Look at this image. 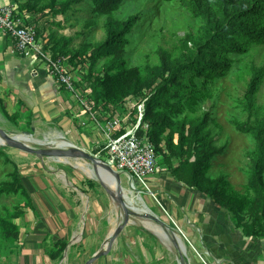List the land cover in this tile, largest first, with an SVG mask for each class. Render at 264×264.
Wrapping results in <instances>:
<instances>
[{
  "label": "rangeland",
  "instance_id": "obj_1",
  "mask_svg": "<svg viewBox=\"0 0 264 264\" xmlns=\"http://www.w3.org/2000/svg\"><path fill=\"white\" fill-rule=\"evenodd\" d=\"M8 1L10 2L0 0V7L9 3L20 5L27 0ZM49 1L40 0L39 6L43 8ZM45 12L48 13L49 8ZM37 14L38 12L31 13L30 19L34 20ZM137 14L141 16H139L134 32L129 35L130 42L124 51V58L127 60L130 76L137 72H144L147 63L153 66L160 65L161 58L157 52L160 48L168 49L172 53L173 60L187 55L188 50L185 45L188 44V47H192L189 42L190 35L201 34L204 27L200 20L194 19L178 2L123 0L120 8L114 12L116 18L121 20H126ZM106 20L107 16L96 14L89 3L74 7L66 15L53 17L51 14H47L39 18L35 24L41 30L40 40L42 44H44L52 29L59 36L72 40L70 44L72 53H80L77 59H74L71 63L69 62L71 56L62 58L60 54H57L61 57L52 58V52L50 50L46 51L53 61L61 59L62 68L67 76L66 79L74 82L75 92L63 85L60 75L57 71L52 70L51 63L47 60H36L47 68L44 67L48 76L55 79L58 85H62L71 92L70 98L80 106L75 108L78 113H74L72 110L66 111L64 118L71 119L69 124H72L70 126L65 123H63V126L50 124L49 122L36 123L33 117L27 113L22 100L13 97L11 92L8 93L7 86L0 85V98L3 100L4 106L2 108L0 105L1 128L13 134L14 131L18 133L30 132L34 127L37 136L41 139L52 135L53 130H58L80 147L89 148L92 153H95L96 150H93L92 146L93 143H97L95 140L99 139L97 135L101 134L102 130H100V125L93 122L88 113L90 104L88 103L87 106V102L92 90L86 78L91 72L94 73V77L101 71L102 65L106 61H100L92 69V45L105 39L104 24ZM50 21L55 22V24L51 25ZM254 66L257 68L264 67V46L255 48L247 56H244L233 67L227 77L217 79L214 82L203 83L205 86L204 91H201L199 95H188L184 103L174 106L167 122L168 127L160 140L158 151V164L160 167L158 172L161 176V179L158 180L164 182L165 179H171V182L167 183L165 187L161 182V189H164L161 190V194L163 196L167 195V198L164 197L163 200H166V204H171L170 210H166L174 222L161 206H158L160 214L150 207V198L158 203L157 198L160 199L159 191L154 190L151 185L148 188L137 186L142 192L141 196L145 199L146 205L168 225L165 230H167L170 238H174L173 233L182 237L190 258L189 264H264V237H247L242 228H237L235 232L232 231V227L236 225L239 219L251 224L258 221L260 217L258 209L260 206H255L257 194L249 185L252 175V155L255 151V141L251 135L237 132L232 125V120H247L248 114L241 100L245 96L248 84L252 79V68ZM127 99V102L117 100L115 105L108 104L107 107L110 112L105 111V117L107 118L105 120H108L109 117L115 118L118 116L128 118L129 125H134L137 119L134 110L135 101H139V99L136 97L133 99L128 97ZM103 106L104 104H102ZM255 107L264 108V82L257 95ZM97 112L94 115L98 114ZM201 118H205L207 123L204 133H208L209 136L206 141L209 143L212 141L211 145L217 149L225 148L223 153L217 155L214 159L200 163L198 181L202 185H213L219 181L218 192L221 203L234 208L229 218L206 194L190 188L173 176L175 168L184 169V166L188 164L187 162L190 165V163L197 160L198 154L204 153L201 146H190L189 144L196 128V122ZM182 127L186 137L185 146L182 153L174 154L168 148L167 137L171 130L175 131L173 145L177 149ZM48 162V158H41L16 148L0 146V188L14 183L16 176L22 178L29 172L41 171L46 172L56 185L63 187V182L60 180V176H63L72 182L74 189L87 190L84 192L85 194L95 196L96 194L93 193H100L99 196L102 195L105 198L108 196L113 205L112 211L110 210L111 215H113L111 220L119 222L117 213L120 210L116 208L115 203L99 181L87 177L74 166ZM163 176L166 178L164 179ZM121 177H124V175L122 174ZM64 187L70 189L68 186ZM16 188L17 193L8 194L5 192L0 196V246L5 241L2 221L16 216L28 204V199L23 195L22 190L18 189L17 185ZM86 204H90L89 198H86ZM162 205L165 206L164 203ZM177 211L180 213L177 214ZM175 223L184 235L178 232ZM139 224L141 225V223ZM152 233L154 234L153 231ZM155 236L157 238L155 242L158 243L157 247L159 248H154L155 254L150 256L147 254L148 259L142 260L134 259L133 254L128 257L130 259L122 256L120 264H179L178 252L175 246L166 242L157 234ZM95 237L91 238L92 241L83 240L85 245L86 241L91 244H88V248L91 246V253L100 246V240H95ZM152 238L151 236L150 238L144 236L147 246L153 244L154 239ZM170 245L171 247H168ZM82 251L84 252V250ZM158 251L163 254L160 253L159 256H156ZM149 252L151 251L149 250ZM69 253L65 264H71L72 254L69 256ZM63 260L64 256L58 264H61ZM88 260L89 258L85 261L81 260L80 263L86 264ZM3 261L4 258L1 254L0 264H3ZM76 262L79 263L78 260Z\"/></svg>",
  "mask_w": 264,
  "mask_h": 264
},
{
  "label": "trees",
  "instance_id": "obj_2",
  "mask_svg": "<svg viewBox=\"0 0 264 264\" xmlns=\"http://www.w3.org/2000/svg\"><path fill=\"white\" fill-rule=\"evenodd\" d=\"M39 1L27 0L20 5L16 3L20 13H27L31 16V13L38 12L35 19H30L28 23L35 26L38 39H41V30L36 27L35 23L47 14L53 17L66 15L74 7L89 3L96 14L107 16L104 24L105 39L92 45V69L100 61H106L101 71L94 77L92 72L87 75L86 79L92 90L87 102V106L89 103L92 108L89 107L88 113L94 115L98 110L95 116L100 121H106L105 111L110 112L108 104L115 105L117 100L123 102L128 97L132 99L136 97L139 99L136 101L138 103L145 101V121L150 124L148 134L156 146L158 157L160 140L168 127L167 122L174 106L184 103L188 95H199L201 91H204L203 83L227 77L244 56H247L253 49L264 46V0H161L166 3L178 2L194 19L203 23L202 33L190 35L189 42L192 47L185 45L188 50L187 55L173 60L172 53L168 49L160 48L157 51L161 58L160 65L153 66L147 63L144 72H137L130 76L124 51L130 42L129 35L134 32L140 14L130 16L126 20L117 19L114 12L120 8L123 0H50L43 8L39 6ZM47 8H49L48 13L45 12ZM49 23L55 24L53 21ZM6 35L11 38L9 34ZM71 42L70 38L59 36L51 29L42 46L45 52L47 50L52 52V58H58L56 56L60 55L62 58L71 56L69 62L73 63L80 53H72ZM252 72V79L241 100L248 114L247 120H232V125L237 132L251 135L255 141L249 185L257 194L255 206H260L258 207L260 217L258 221L251 224L239 219L232 227V231L235 232L237 228H242L247 237H264V108L255 107L257 95L264 82V67L254 66ZM102 104H104L103 107ZM0 105L4 107L1 98ZM112 118L109 117V119ZM206 126L205 118L198 119L189 142L190 146H201L204 153L198 154L197 160L190 165L187 162L184 169L175 168L173 176L190 188L206 194L229 218L234 208L221 203L218 192L219 181L213 185H202L198 181L200 163L214 159L222 154L225 148L217 149L211 145L212 141L210 143L206 141L209 136L208 133H204ZM174 136L175 131L171 130L166 141L168 148L174 154L182 153L186 141L184 128L180 130L177 149L173 145ZM16 185L26 196L27 193L17 176L14 183L0 188V196L5 192L17 193ZM21 213L2 221L5 241L0 246V256L5 242L13 243L19 239V227L12 219L18 218ZM57 246H60V249L57 255L54 253L52 256L60 260L66 243H58Z\"/></svg>",
  "mask_w": 264,
  "mask_h": 264
},
{
  "label": "crops",
  "instance_id": "obj_3",
  "mask_svg": "<svg viewBox=\"0 0 264 264\" xmlns=\"http://www.w3.org/2000/svg\"><path fill=\"white\" fill-rule=\"evenodd\" d=\"M8 2L10 1L7 0ZM44 67L32 57L22 56L16 48V42L0 28V85L7 86L8 93L11 92L13 97L22 100L27 113L36 123L49 122L59 126L69 124L71 119L64 118L66 111L78 113L75 108L80 106L70 98L71 92L47 75ZM19 179L27 193L28 204L22 208L20 216L13 220L19 227L20 235L13 243L5 242L2 249L3 264H58L65 251L70 252L69 256L72 254L71 264H81V260L90 259L103 247L117 225V222L111 220L113 205L108 196H99L100 193H93L95 196L85 194L87 190L81 188L71 190L63 186L66 188L64 189L42 171L29 172ZM158 179H161L159 172L151 176L150 185L159 191V204L152 198L149 204L151 209L160 214L158 206L167 210L171 207V204H166V200H163L167 195L161 194V190H164L161 189L162 183L165 187L171 179H165L164 182ZM83 195L90 199L89 205ZM79 231L83 238L74 241ZM155 235L144 225L131 222L120 233L112 250L94 264H120L122 256L128 258L131 257L130 254L134 255V259H148L147 254H155L153 250L158 245ZM94 236L95 240H100V246L91 253V246L88 248V244H91L86 241L85 245L83 240L92 241ZM144 236L153 237V244L147 246ZM58 243H66L60 260L52 256L54 253L57 255L60 249ZM160 253L158 251L156 256Z\"/></svg>",
  "mask_w": 264,
  "mask_h": 264
},
{
  "label": "built area",
  "instance_id": "obj_4",
  "mask_svg": "<svg viewBox=\"0 0 264 264\" xmlns=\"http://www.w3.org/2000/svg\"><path fill=\"white\" fill-rule=\"evenodd\" d=\"M30 18L29 14L20 13L18 6L13 3L0 7V28L16 42L19 53L25 57H32L34 60H47L51 63L52 70L60 75L65 86L75 92L73 82L66 79L62 61H53L49 53L44 51L34 25L28 24ZM134 109L137 119L132 126L129 125L128 118L117 116L100 121L98 117L90 114L93 122L100 125V130H102L101 134L97 135L99 139L95 140L97 143H93L92 149L97 150L94 154L121 175H126L134 185L148 188L151 176L157 173L160 167L156 146L148 134L150 124L145 121V101L136 102ZM163 209L169 216L167 210L164 207ZM169 217L174 222L172 217ZM175 227L179 233L184 235L176 223Z\"/></svg>",
  "mask_w": 264,
  "mask_h": 264
},
{
  "label": "water",
  "instance_id": "obj_5",
  "mask_svg": "<svg viewBox=\"0 0 264 264\" xmlns=\"http://www.w3.org/2000/svg\"><path fill=\"white\" fill-rule=\"evenodd\" d=\"M28 135H36V128H32L30 132H26ZM12 134L5 131L3 128L0 127V136L4 138L7 142L8 147L16 148L19 150H22L26 153L36 155L41 158H72V159H84L89 160L96 166L103 167L106 171H108L112 176H114L119 184L118 190L114 191L109 186H107L105 183L99 181L108 195L111 197L113 202L116 205V208L120 210L118 213V219L119 222L117 223L116 227L111 231L110 235L104 242L103 247L97 251L88 261L86 264H94L97 260H99L102 256L108 254L112 248L114 243L117 241L120 233L123 231V229L131 223V218L134 217H140V218H149L155 222H157L162 229H165V227H168V225L162 221L159 216H154L151 213H138L135 210L128 207L126 204V199L123 194L122 188H121V174L117 171H115L110 165H108L103 159L98 157L96 154L92 153L86 148L83 147H76L72 146L69 149L65 148H58V147H52V146H33L27 143H23L21 141H18ZM0 146H3L0 144ZM150 230V229H149ZM151 231V230H150ZM167 232V230H166ZM168 234V232H167ZM174 234V238H170L169 234V240L171 243L175 246L177 252H178V259L179 264H189L190 258L187 254V248L184 242L182 241V237L176 233ZM181 243L185 246V250L182 249ZM66 251L64 254V258L66 257Z\"/></svg>",
  "mask_w": 264,
  "mask_h": 264
},
{
  "label": "bare ground",
  "instance_id": "obj_6",
  "mask_svg": "<svg viewBox=\"0 0 264 264\" xmlns=\"http://www.w3.org/2000/svg\"><path fill=\"white\" fill-rule=\"evenodd\" d=\"M15 135H13L18 141H21L23 143H27L33 146H52V147H58V148H65L69 149L72 146L79 147L76 143L69 140L68 137L58 131L53 130L51 133L52 135L47 136L43 139L39 138V136L36 135H28L26 133H18L14 131ZM0 144L6 146L7 142L4 138L0 136ZM48 163H64L71 166H74L78 169H80L87 177L95 180V181H101L105 183L107 186H109L112 190L117 191L118 190V182L112 174H110L108 171H106L101 166H96L89 160L84 159H72V158H48ZM60 180L63 182L64 186H68L70 189H74V185L71 181H69L67 178L60 176ZM121 188L123 191V194L126 199V204L131 209L135 210L138 213H151L154 216H158L156 213H154L147 205L145 199L141 196L140 188L137 187L132 183V181L128 180V177L125 175L124 177H121ZM86 201V196L83 195ZM85 203V202H84ZM85 206V205H84ZM118 217V213H117ZM117 222V221H116ZM133 223H141L151 231H153L157 236L161 237L166 242L170 243L169 236L165 229H162L161 226L149 219V218H140V217H134V219L131 220ZM113 224V223H112ZM116 225V224H115ZM113 226V225H112ZM112 229V228H111ZM82 230V229H81ZM81 237V231H79V234L74 237V241L78 240ZM182 249L185 250V246L183 243L180 244ZM168 247H171L168 246ZM67 256L64 258V260L61 262V264H65L67 261Z\"/></svg>",
  "mask_w": 264,
  "mask_h": 264
}]
</instances>
